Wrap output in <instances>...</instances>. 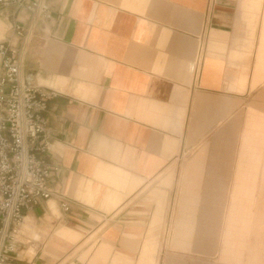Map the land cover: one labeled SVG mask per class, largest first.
<instances>
[{
	"label": "crops",
	"instance_id": "obj_1",
	"mask_svg": "<svg viewBox=\"0 0 264 264\" xmlns=\"http://www.w3.org/2000/svg\"><path fill=\"white\" fill-rule=\"evenodd\" d=\"M47 2L21 78L57 92L59 194L16 264H264V0Z\"/></svg>",
	"mask_w": 264,
	"mask_h": 264
},
{
	"label": "built area",
	"instance_id": "obj_2",
	"mask_svg": "<svg viewBox=\"0 0 264 264\" xmlns=\"http://www.w3.org/2000/svg\"><path fill=\"white\" fill-rule=\"evenodd\" d=\"M29 16L27 26L13 24L21 44L0 42V264H16V236L25 212L48 200L56 190L59 165L48 160L52 148L45 112L57 92L21 78L23 55L35 21L49 18L47 0H0ZM62 210H68L61 202Z\"/></svg>",
	"mask_w": 264,
	"mask_h": 264
},
{
	"label": "bare ground",
	"instance_id": "obj_3",
	"mask_svg": "<svg viewBox=\"0 0 264 264\" xmlns=\"http://www.w3.org/2000/svg\"><path fill=\"white\" fill-rule=\"evenodd\" d=\"M29 222L27 221V219L24 217V219H23V221H22V223H21V225H20V228L18 229V235H24V237H26V238H29V233H27V229H25V228H27V224H28ZM20 232V233H19ZM19 239H23L22 237H20L19 236Z\"/></svg>",
	"mask_w": 264,
	"mask_h": 264
},
{
	"label": "rangeland",
	"instance_id": "obj_4",
	"mask_svg": "<svg viewBox=\"0 0 264 264\" xmlns=\"http://www.w3.org/2000/svg\"><path fill=\"white\" fill-rule=\"evenodd\" d=\"M19 233H20V232H19ZM15 238H16V240H21V239H19V235H17Z\"/></svg>",
	"mask_w": 264,
	"mask_h": 264
}]
</instances>
